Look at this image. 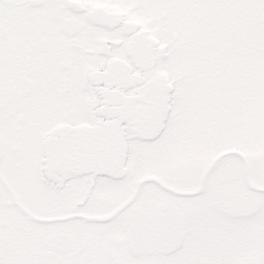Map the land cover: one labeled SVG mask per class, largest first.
Segmentation results:
<instances>
[{
  "label": "flooded vegetation",
  "instance_id": "obj_1",
  "mask_svg": "<svg viewBox=\"0 0 264 264\" xmlns=\"http://www.w3.org/2000/svg\"><path fill=\"white\" fill-rule=\"evenodd\" d=\"M71 1L0 0V264H202L204 191L232 195L240 182L215 187L218 170L208 182L212 169L203 179L193 165L128 156L122 176L99 173L102 140L83 130L120 122L127 155L152 141L129 125L152 129L165 81L148 28ZM84 144L90 157L78 155ZM148 222L168 229L164 250L177 235V249L155 252L144 229L132 235Z\"/></svg>",
  "mask_w": 264,
  "mask_h": 264
},
{
  "label": "rangeland",
  "instance_id": "obj_2",
  "mask_svg": "<svg viewBox=\"0 0 264 264\" xmlns=\"http://www.w3.org/2000/svg\"><path fill=\"white\" fill-rule=\"evenodd\" d=\"M80 1L84 5L101 3L149 28L158 41L156 60L159 64L155 70H165L173 81L171 113L164 129L155 140L131 150L129 161L150 158L154 167L168 164L170 168L189 169L193 165L204 172L219 152L237 150L244 155L249 183L264 189V50L253 48L251 56L260 55L258 63H251L250 69H241L238 76L237 67L235 70L231 67L229 70L233 73L228 84L223 75L214 82V73L220 71L218 65V69L213 68L218 54L199 52L197 46L183 45L182 39H177L179 36L174 37L170 22L160 17L159 0ZM230 1L235 5L237 0L213 1L209 9L198 6L207 16V11L214 10V21L209 23L203 18L208 29L212 24L224 28L223 23H229ZM249 6L242 11L245 13L247 9V15L253 14L258 20V26L251 29L264 45V0H249ZM239 10L236 6V13ZM230 47L234 48L231 60L236 65L234 40L230 41ZM202 56L205 57L202 59ZM240 106L248 107L242 117ZM255 158L258 162L254 164L251 160ZM210 169L208 182L213 181L210 178L217 170L223 174L218 177L225 181L219 184L216 182L219 178H215L212 183L215 187L232 186L234 191L240 182L241 190L232 195L220 194L219 190L206 189L205 182L202 264H264V193L250 194L251 190L245 187L242 159L237 152L220 157ZM228 177L233 178L234 183H228ZM187 262L188 259L181 257L176 263L168 260L164 263Z\"/></svg>",
  "mask_w": 264,
  "mask_h": 264
},
{
  "label": "trees",
  "instance_id": "obj_3",
  "mask_svg": "<svg viewBox=\"0 0 264 264\" xmlns=\"http://www.w3.org/2000/svg\"><path fill=\"white\" fill-rule=\"evenodd\" d=\"M213 1L217 2V0H159L158 10L161 12L160 17L162 15L163 20L170 22L174 37L179 36L177 39L181 38L183 45L197 46L196 49L199 52L211 51L218 54L213 68L218 69L216 68L218 65L220 71L214 73V82L219 79V75H223L228 84L236 67L238 76L241 69H250L251 63H258L260 55L259 57L257 55L251 56L253 55V48H258L263 52L264 45L254 30L251 29V26H258V20L253 14L247 15V9L245 13L242 11L243 7L249 6V0H237L235 5L230 1L228 9L231 8L229 13L231 19L229 23H223V25L225 24L224 28L212 24L211 29H208L209 25L203 23V18L209 23L214 21L216 17L214 10L207 11V16L203 13V9L198 6L209 9L212 7ZM236 6L240 8L238 13H236ZM194 23H196L195 26ZM232 40H234L235 46L236 65L231 60L234 51V48L230 47ZM223 67H226L227 70H224ZM231 67L233 68L232 72L229 70ZM248 96L251 98L252 94ZM247 110L248 107H241V117L243 116L242 113L247 112Z\"/></svg>",
  "mask_w": 264,
  "mask_h": 264
},
{
  "label": "water",
  "instance_id": "obj_4",
  "mask_svg": "<svg viewBox=\"0 0 264 264\" xmlns=\"http://www.w3.org/2000/svg\"><path fill=\"white\" fill-rule=\"evenodd\" d=\"M135 131L142 133L143 129L141 127H138L135 128ZM152 131L156 133L155 129ZM122 132L123 130L120 126L113 124H102V128H90L85 131V133L87 134H96L97 140L99 139V133H101L100 139L102 140V167L98 168L99 173L113 176H120L122 174L123 162L126 155L124 134ZM97 147L98 146H96V148L94 149V154H96V156L99 155V150ZM61 148L62 147L60 145L59 150H61ZM89 148L90 147L86 144L82 145V147H80L78 151V155L81 154L85 158H87L88 156L90 157ZM218 157L214 158L212 163H214V161Z\"/></svg>",
  "mask_w": 264,
  "mask_h": 264
},
{
  "label": "bare ground",
  "instance_id": "obj_5",
  "mask_svg": "<svg viewBox=\"0 0 264 264\" xmlns=\"http://www.w3.org/2000/svg\"><path fill=\"white\" fill-rule=\"evenodd\" d=\"M143 220L147 221V218H143ZM143 229H144V234H146L149 240H154L155 247L156 246L160 247V245H158V242H162L164 245L168 242V237H170V233L167 232L168 229L165 231L164 227H160V226H156L152 228L150 222H148L147 224H142V226L134 227V229L132 228V235L136 236V234H139L138 232L142 231ZM141 241L144 242V240ZM176 241H177V235L174 241L171 240L169 241L171 246L168 245L167 250L171 249V251H174L175 250L174 245L176 244Z\"/></svg>",
  "mask_w": 264,
  "mask_h": 264
}]
</instances>
